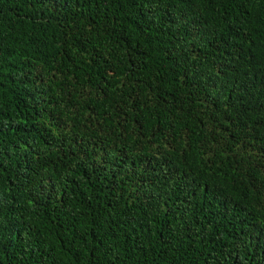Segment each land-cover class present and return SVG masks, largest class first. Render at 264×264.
Listing matches in <instances>:
<instances>
[{
    "label": "trees",
    "instance_id": "16d2710c",
    "mask_svg": "<svg viewBox=\"0 0 264 264\" xmlns=\"http://www.w3.org/2000/svg\"><path fill=\"white\" fill-rule=\"evenodd\" d=\"M0 264H264V0H0Z\"/></svg>",
    "mask_w": 264,
    "mask_h": 264
}]
</instances>
